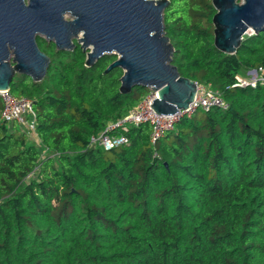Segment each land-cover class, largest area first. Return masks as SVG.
Masks as SVG:
<instances>
[{
	"label": "trees",
	"instance_id": "1",
	"mask_svg": "<svg viewBox=\"0 0 264 264\" xmlns=\"http://www.w3.org/2000/svg\"><path fill=\"white\" fill-rule=\"evenodd\" d=\"M169 1L173 63L228 106L153 140L150 122L107 129L150 90L121 92L123 70L104 73L115 55L88 66L79 47L40 81L16 75L35 139L1 119L0 95V264H264V83L238 84L264 67V30L226 53L213 0ZM105 131L128 141L106 149Z\"/></svg>",
	"mask_w": 264,
	"mask_h": 264
},
{
	"label": "water",
	"instance_id": "2",
	"mask_svg": "<svg viewBox=\"0 0 264 264\" xmlns=\"http://www.w3.org/2000/svg\"><path fill=\"white\" fill-rule=\"evenodd\" d=\"M46 1L43 6H26L24 0H0V91L10 90L16 75L34 81L46 76L50 59L35 39L37 24L44 22L60 50H73L77 44L72 37L77 38L88 66L106 54L115 55L104 73L123 70V93L136 86L157 91L153 102L157 113L175 114L195 100L198 83L180 75L173 63L175 48L164 22L169 0ZM64 4L72 9V20L62 19L59 8ZM213 4L215 45L223 52L236 53L245 34L264 30V0H213Z\"/></svg>",
	"mask_w": 264,
	"mask_h": 264
},
{
	"label": "built area",
	"instance_id": "3",
	"mask_svg": "<svg viewBox=\"0 0 264 264\" xmlns=\"http://www.w3.org/2000/svg\"><path fill=\"white\" fill-rule=\"evenodd\" d=\"M240 85H256L258 82L264 83V67H256L247 71L245 75L239 76ZM4 105L1 111V119L4 121L17 120L21 124H30L32 129L35 128V121H29L28 115L33 114L32 100L26 96H14L10 90L0 91ZM157 97V91L150 88L149 92L144 98L130 110V112L119 121L111 124L107 129L112 130L121 128L127 130L129 124H138L141 122H150L153 126L152 139L156 140L163 133L174 127L175 122L185 114H192L198 109L208 110L212 106L227 107V102L223 99L221 94L213 89L198 84V92L196 98L190 103L186 110H180L175 114H159L153 108L154 99ZM100 140L106 149L119 146L128 141L125 134L120 133L111 135L106 131L101 133L98 138L93 137V140Z\"/></svg>",
	"mask_w": 264,
	"mask_h": 264
},
{
	"label": "flooded vegetation",
	"instance_id": "4",
	"mask_svg": "<svg viewBox=\"0 0 264 264\" xmlns=\"http://www.w3.org/2000/svg\"><path fill=\"white\" fill-rule=\"evenodd\" d=\"M24 3L26 6H30L31 4L33 5L36 3H41L40 5L43 6L45 3H47V1L46 0H24ZM59 10H60V15L62 16V19L64 21H69L74 18V15L72 14V9L68 5L64 4L63 6L59 8ZM50 27H52V25ZM48 28H49V25L47 26V24L44 22L37 24L35 39H36V43L40 51H42L44 54H46L49 57L50 59L49 69H50V66L52 65L53 61L57 57H60L66 53L72 52L73 50L81 47V45L77 43L78 42L77 38L72 37V41L76 43L77 46L73 50H69V49L60 50L57 47L56 37L48 33L49 31Z\"/></svg>",
	"mask_w": 264,
	"mask_h": 264
},
{
	"label": "rangeland",
	"instance_id": "5",
	"mask_svg": "<svg viewBox=\"0 0 264 264\" xmlns=\"http://www.w3.org/2000/svg\"><path fill=\"white\" fill-rule=\"evenodd\" d=\"M28 120H29V119H28ZM23 127H24V129L29 133L30 138H31V139H35V134H34V132H33L32 127L30 126V124H23ZM45 151H46V150L44 149V153H46Z\"/></svg>",
	"mask_w": 264,
	"mask_h": 264
}]
</instances>
